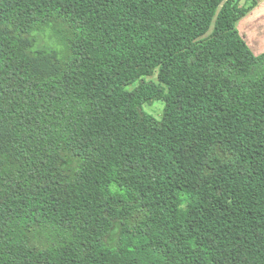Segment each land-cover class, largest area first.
Instances as JSON below:
<instances>
[{
    "label": "trees",
    "instance_id": "obj_1",
    "mask_svg": "<svg viewBox=\"0 0 264 264\" xmlns=\"http://www.w3.org/2000/svg\"><path fill=\"white\" fill-rule=\"evenodd\" d=\"M257 5L0 0V264H264Z\"/></svg>",
    "mask_w": 264,
    "mask_h": 264
},
{
    "label": "rangeland",
    "instance_id": "obj_2",
    "mask_svg": "<svg viewBox=\"0 0 264 264\" xmlns=\"http://www.w3.org/2000/svg\"><path fill=\"white\" fill-rule=\"evenodd\" d=\"M247 0H241V4H245ZM259 2V0H258ZM264 0H260L259 4L254 8V11L246 15L242 20L238 23V29L239 31H242V28L240 27H246L250 26L252 29L256 28L258 34L264 35ZM58 40V37L53 36L51 39H47L44 36H42V41L46 42L48 46H51L56 49H60V44L56 43ZM150 79V78H148ZM135 85L131 86L130 88H133ZM165 103L163 101H154L152 104H145L144 110L150 114H152L155 118L160 120L162 118L163 109H164Z\"/></svg>",
    "mask_w": 264,
    "mask_h": 264
},
{
    "label": "crops",
    "instance_id": "obj_3",
    "mask_svg": "<svg viewBox=\"0 0 264 264\" xmlns=\"http://www.w3.org/2000/svg\"><path fill=\"white\" fill-rule=\"evenodd\" d=\"M259 2H260V0H259ZM259 2H258V4H259ZM241 5H243V4H241ZM252 11H254V9H252L249 13H251ZM237 27H238V25H237ZM240 28H242V31H239L240 34L248 42V44H249L250 48L252 49V51L255 54H261V53H263L264 52V35L262 33L261 34H258L256 32L257 29L256 28L255 29L254 28L252 29L250 26L240 27ZM263 31H264V29H263Z\"/></svg>",
    "mask_w": 264,
    "mask_h": 264
}]
</instances>
